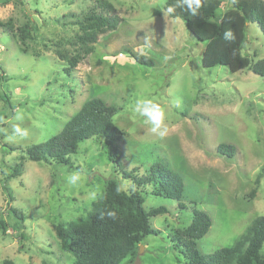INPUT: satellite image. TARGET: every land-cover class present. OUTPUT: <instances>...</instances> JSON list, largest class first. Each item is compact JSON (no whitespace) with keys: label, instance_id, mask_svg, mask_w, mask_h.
<instances>
[{"label":"rangeland","instance_id":"1","mask_svg":"<svg viewBox=\"0 0 264 264\" xmlns=\"http://www.w3.org/2000/svg\"><path fill=\"white\" fill-rule=\"evenodd\" d=\"M2 1L0 21L10 20L14 30L27 24L30 37L21 43L0 31V220L5 225L0 264H75L55 236L57 223L83 220L104 195L107 178L115 176L127 192L133 189L106 158L103 138L95 136L80 142L70 158L81 171L24 159L21 174L6 182L11 196L3 190V178L21 150L55 135L93 97L115 106L111 121L121 132L116 149L123 171L146 176L152 167L155 174L171 172L183 182L180 200L154 195L150 186L142 190L146 211L163 207L166 212L149 218L157 233L147 235L135 257L121 264H187L172 239L190 224L193 209L211 219L196 241L206 255L231 246L253 218L264 215V77L203 66V43L182 19L168 16L166 0ZM100 1L109 2L120 21L114 30L97 33L92 51L67 76L57 52L78 51L75 22L92 8L106 13ZM216 1L218 20L233 0ZM242 52L252 62L264 57V34L256 23L246 26ZM131 54L149 57L153 65L137 63ZM143 99L165 111L163 137L134 112ZM18 113L23 121L15 119ZM14 124L27 135H16ZM221 143L234 145V155L217 153ZM74 172L81 179L70 185L67 177ZM10 209L22 214L21 222Z\"/></svg>","mask_w":264,"mask_h":264},{"label":"trees","instance_id":"2","mask_svg":"<svg viewBox=\"0 0 264 264\" xmlns=\"http://www.w3.org/2000/svg\"><path fill=\"white\" fill-rule=\"evenodd\" d=\"M3 0L2 2H7ZM180 0H166L164 10L168 6H176ZM100 6L106 13L97 12L92 8L75 24L79 32V45L72 56L57 52V57L64 62L63 73L67 76L76 67L84 55L92 51V43L96 41L101 30H114L120 19L113 6L107 1H100ZM218 1L202 0L199 14L191 16L185 7H176L175 12L168 14L171 18H180L186 29L193 35L195 41L203 43L201 53L202 65L205 67L224 66L230 73L238 70H249L264 77V57L252 62L243 54L246 26L256 23L264 34V1L263 0H233L231 8L220 19L215 20ZM74 15V14H69ZM6 29L21 43L30 37L29 26L22 25L14 30L10 20L0 21V31ZM231 29L234 40L224 38L225 31ZM81 52V54H80ZM135 62L152 66L153 60L146 56L131 54ZM4 98L8 96L3 93ZM0 100L2 93L0 92ZM116 109L100 97H93L83 103L80 109L63 125L61 130L42 143L21 150L18 162L10 166L3 178L2 187L10 197L6 182L21 174L23 160L45 162L49 165L66 166L81 171L79 166H73L72 155L78 150V145L91 137L99 136L104 140L106 158L118 168L121 178L133 182V189L125 191L119 180L114 176L107 178L104 195L92 203L91 210L83 220L69 223H57L55 236L61 248L71 254L75 264H121L126 259L136 255L138 244L149 234L157 231L151 228L149 218L164 213L163 207L146 211L143 207L142 190L151 187L154 195L180 200L183 192V182L178 175L168 172L155 174L150 168L146 176H137L134 170H122L121 156L116 149V141L120 131L112 123ZM4 146V145H3ZM17 148L9 147L12 151ZM235 146L221 143L216 152L231 157ZM115 168V167H114ZM117 174V172L115 171ZM258 177L255 183H258ZM13 215L22 221V214L10 209ZM114 212L115 217L108 215ZM211 225L208 214L202 210L193 209L190 224L180 232L176 231L172 241L182 253L187 264H264V215L253 218L240 233L231 246L221 247L213 254H201L196 248V241L205 235ZM5 225L0 220V230L5 232ZM4 264H14L6 260Z\"/></svg>","mask_w":264,"mask_h":264},{"label":"clouds","instance_id":"3","mask_svg":"<svg viewBox=\"0 0 264 264\" xmlns=\"http://www.w3.org/2000/svg\"><path fill=\"white\" fill-rule=\"evenodd\" d=\"M176 7H185L191 16H196L199 14V10L202 7V0H180L178 5L168 6L167 13L171 14L175 12ZM224 38L231 41L235 39V35L231 29H229L225 31ZM134 112L139 116L146 118V122L151 123L153 132H158L161 137L166 134L167 128L164 126L165 111L158 103H155L150 99L139 100L135 104ZM15 119L18 121H23L24 117L22 114L18 113ZM13 131L21 138L27 135V131L22 129L19 124L13 125ZM80 179L81 176L78 172H74L67 177L68 183L70 185L77 184ZM108 215L113 218L115 217L114 212H109Z\"/></svg>","mask_w":264,"mask_h":264}]
</instances>
